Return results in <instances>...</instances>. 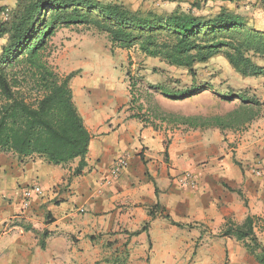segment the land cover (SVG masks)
I'll return each mask as SVG.
<instances>
[{
  "label": "crops",
  "instance_id": "1",
  "mask_svg": "<svg viewBox=\"0 0 264 264\" xmlns=\"http://www.w3.org/2000/svg\"><path fill=\"white\" fill-rule=\"evenodd\" d=\"M119 54L84 56L70 80L90 134L79 172L78 159L0 153V264H260L224 232L252 215L264 244V118L242 131L154 129L131 117ZM33 185L42 193L24 206Z\"/></svg>",
  "mask_w": 264,
  "mask_h": 264
},
{
  "label": "trees",
  "instance_id": "2",
  "mask_svg": "<svg viewBox=\"0 0 264 264\" xmlns=\"http://www.w3.org/2000/svg\"><path fill=\"white\" fill-rule=\"evenodd\" d=\"M75 25L94 27L119 47L136 45L142 54L185 68L192 76L196 64L217 55L243 77L264 75V66L254 61L264 59V29L249 28L242 17L223 8L206 17L191 11L141 13L101 0H16L9 18L0 21V40L6 41L0 50V153L20 161L39 158L51 165L78 159L76 172L86 164L90 134L73 100L70 80L75 74L61 75L49 62L50 36L59 27ZM131 85L133 110L137 98ZM156 89L165 97L174 96L164 86ZM236 98L240 104L222 115L178 114L153 103L144 112L139 104L131 117L154 129L235 131L260 117L264 109V102L245 94ZM224 235L242 241L247 252L264 264V244L254 232V216L239 224L228 221Z\"/></svg>",
  "mask_w": 264,
  "mask_h": 264
},
{
  "label": "rangeland",
  "instance_id": "3",
  "mask_svg": "<svg viewBox=\"0 0 264 264\" xmlns=\"http://www.w3.org/2000/svg\"><path fill=\"white\" fill-rule=\"evenodd\" d=\"M3 1L0 0V21L9 18L16 4V0H5L8 2L2 5ZM101 1L122 4L131 11L141 13L151 11L159 15H167L174 11H191L196 15L212 17L223 8L242 17L249 28L264 29L263 0ZM5 42V39L0 40V50ZM48 46L49 62L61 74L76 67L73 72L78 75L81 71L80 63L84 62L83 58L86 55L90 56L99 52L117 57L120 53L119 55L124 59L122 66L129 89L131 90L133 83L132 96L137 98L133 108L136 109L140 104L142 112L148 104L157 103L167 112L184 115H222L240 104V100L236 97L241 94H245L249 99L264 102V75L243 77L234 71L223 55H217L206 63L196 64L195 75L192 76L185 68L168 65L159 58L142 54L136 45L129 48L119 47L110 41L106 33L83 25L57 28L50 36ZM68 53L71 56H77L74 62H71V58L67 56ZM254 61L264 66L263 58L254 57ZM158 86L172 90L174 96L165 97L156 89ZM190 90H192L191 93H185ZM258 118H264V109ZM247 126L248 124L235 131H242Z\"/></svg>",
  "mask_w": 264,
  "mask_h": 264
},
{
  "label": "built area",
  "instance_id": "4",
  "mask_svg": "<svg viewBox=\"0 0 264 264\" xmlns=\"http://www.w3.org/2000/svg\"><path fill=\"white\" fill-rule=\"evenodd\" d=\"M126 163L123 159L118 160L115 162L109 169V176L112 178L117 177L122 169L125 167ZM254 173L258 176H264V174L261 172L260 169H254ZM182 182H192V179L190 178V174H184V177L181 179ZM42 193V189L39 185H33V186H26L22 190V196H23V205L27 206L29 203L30 198L33 195H39Z\"/></svg>",
  "mask_w": 264,
  "mask_h": 264
}]
</instances>
